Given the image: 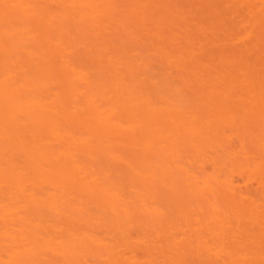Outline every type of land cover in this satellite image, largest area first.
I'll return each instance as SVG.
<instances>
[{
	"label": "rangeland",
	"instance_id": "374dc122",
	"mask_svg": "<svg viewBox=\"0 0 264 264\" xmlns=\"http://www.w3.org/2000/svg\"><path fill=\"white\" fill-rule=\"evenodd\" d=\"M6 1L0 264H264V0Z\"/></svg>",
	"mask_w": 264,
	"mask_h": 264
},
{
	"label": "bare ground",
	"instance_id": "6f19581e",
	"mask_svg": "<svg viewBox=\"0 0 264 264\" xmlns=\"http://www.w3.org/2000/svg\"><path fill=\"white\" fill-rule=\"evenodd\" d=\"M15 1H16V0H15ZM15 1H14V2H15ZM6 2H8V0H7ZM9 2H13V1L11 0V1H9ZM4 3H5V2L3 1L1 4L3 5ZM6 4H8V3H6ZM10 4H12V5L10 6V10L8 11V15H9V14L13 15L14 12H15V13H18L17 15L20 16L21 18H23V20H28V19L30 18V13H31V12H30L29 9L27 8L28 6H26V7L24 6V4H26L25 2H24V3L17 2V4H16V3H10ZM10 4H9V5H10ZM27 4H28V3H27ZM4 6H7V5L4 4ZM29 6H30V5H29ZM3 8H5V7H3ZM30 8H31V7H30ZM8 9H9V8H8ZM1 10H3V9H1ZM30 10H31V9H30ZM0 12H1V11H0ZM29 12H30V13H29ZM11 15H10V16H11ZM34 15H35V14H34ZM13 16H14V15H13ZM34 17H35V16H34ZM38 17H39V16H38ZM11 18H12V17H11ZM18 18H19V17H18ZM32 18H33V17H32ZM19 19H20V18H19ZM23 20L21 19V21H23ZM32 20H33V19H32ZM19 21H20V20H19ZM26 24H27V23H26ZM1 40H2V39L0 38V41H1ZM7 85H8V84H7ZM38 85H39V84H38ZM43 85H44V84H41V89L44 88ZM36 87H38V86H36ZM36 87H35V88H36ZM39 87H40V85H39ZM35 88H34V90L38 91L39 88H38V89H35ZM44 89H45V88H44ZM39 90H40V89H39ZM39 92H42V91H39ZM45 93H46V92H45ZM32 94H34V93H32ZM46 94H47V93H46ZM38 95H39V94H38ZM131 95H132V94H131ZM38 98H39V97H38ZM28 99H29L28 101L30 102V104L35 105V107L40 106V108H41V107L43 106L42 103L40 102L41 99H42V97H41V99L39 100V99L36 98L35 95H34V96L30 95ZM129 99H130V98H129ZM132 99H133V98H132ZM137 99H139V98H137ZM96 100H97V99H96ZM119 100H120V99H119ZM125 100H128V99H125ZM125 100H124V101H125ZM135 100H136V99H135ZM94 101H95V100H94ZM132 101H134V100H132ZM132 101H131V103H132ZM138 101H140V100H138ZM138 101H137V102H138ZM42 102H43V101H42ZM52 102H53V101H52ZM52 102H50V103H52ZM115 102H116V101H115ZM126 102H127V101H126ZM126 102H125V103H126ZM45 103H46V102H44V104H45ZM56 103H58V101H56ZM97 103H98V101H97ZM123 103H124V102H123ZM128 103H130V102H128ZM139 103H140V102H139ZM139 103H138V104H139ZM53 104H54V103H53ZM95 104H96V103H95ZM95 104H94V106H95ZM113 104H114V103H113ZM116 104L119 105V103H117V102H116ZM141 104H143V103H141ZM45 105H46V104H45ZM54 105H55V104H54ZM125 105H127V107H128V106H129V107L132 106L131 104H130V105L125 104ZM136 105H137V104H136ZM136 105H135V107H136ZM145 105L147 106V103H145ZM51 106H52V105H51ZM55 106H57V105H55ZM96 106L98 107V105H96ZM99 106H100V103H99ZM122 106H123V105H122ZM138 106H141V105H138ZM47 107H48V108H47ZM47 107H46V108L49 109L50 106L47 105ZM142 107H143V105H142ZM92 108H93V106H92ZM98 108H100V107H98ZM111 108H112V107H111ZM113 108H115V106H114ZM124 108L127 109L126 107H124ZM131 108H132V107H131ZM131 108H128V110L130 111ZM138 108H140V107H138ZM42 109H43V107H42ZM47 109H46V110H47ZM94 109H95V107H94ZM109 109H110V108H109ZM117 109H119V108H117ZM121 109H122V107H121ZM140 109H141V108H140ZM142 109H143V108H142ZM98 110H99V109H98ZM110 110H111V109H110ZM114 110H115V109H114ZM122 110H123V109H122ZM122 110H120V114H121V111H122ZM135 110H136V109H135ZM44 111H45V109H44ZM123 111H126V110H123ZM57 112H59V111L56 110V113H57ZM94 112H95V110H94ZM99 112H100V114H101V111H99ZM107 112H109L108 114L110 115V112H111V111H107ZM114 112H116V111H114ZM114 112L111 113V115H112V114L115 115ZM126 112H127V111H126ZM138 112H139V111H138ZM138 112H136V113H138ZM45 113H47V112H45ZM97 113H98V112H97ZM97 113H96V114H97ZM104 113H105V112H103V114H104ZM136 113H135V114H136ZM142 113H143V112H142ZM57 114H58V113H57ZM57 114H56V115H57ZM91 114H92V113H91ZM105 114H106V113H105ZM127 114H128V113H127ZM135 114H134V115H135ZM139 114H141V113H139ZM93 115H94V114H93ZM121 115H122V114H121ZM149 115H150V114H149ZM102 116H103V115H102ZM104 116H105V118H106V115H104ZM116 116H117V114H116ZM118 116H119V115H118ZM118 116H117V117H118ZM124 116H125V115H124ZM135 116H136V115H135ZM97 117H98V115H97ZM99 117H100V116H99ZM107 117H108V115H107ZM110 117H111V116H109V118H110ZM117 117H116V118H117ZM119 117H120V116H119ZM122 117H123V115H122ZM149 117H150V116H149ZM151 117H152V116H151ZM153 117H154V116H153ZM102 118H103V117H102ZM116 118H112V119H114L115 121L117 120V121L119 122L120 120H118V119H116ZM129 118H130V117H129ZM93 119H94V118H93ZM95 119H97L96 116H95ZM99 119H100V118H99ZM50 120H51V119H49V121H50ZM152 120H153V119H152ZM152 120H151V118H150V121H152ZM101 121H102V120H101ZM103 121H104V119H103ZM103 121L101 122L102 124H103ZM109 121H110V119L107 120V118H106V119H105V122H104V123H105L104 125H107V126L115 125V123H112V125H111V123L109 124ZM115 121H111V122H115ZM132 121H133V119H132ZM148 121H149V120H148ZM150 121H149V122H150ZM99 122H100V121H99ZM118 122H116V123H118ZM120 122H121V121H120ZM139 122H140V120H139ZM149 122H147V123H149ZM48 123H49V122H48ZM96 123H97V122H96ZM133 123H136V122H133ZM137 123H138V122H137ZM140 123H141V122H140ZM51 124H52V121H51ZM118 124H119V123H118ZM142 124H143V123H142ZM149 124H150V123H149ZM53 125L55 126L56 124L54 123ZM140 125H141V124H140ZM98 126H99V125H98ZM102 126H103V125H102ZM118 126H119V125H118ZM133 126H134V125H133ZM133 126H132V127H133ZM136 126H138V125H136ZM136 126H134V127H136ZM115 127L117 128V126H115ZM119 127H120V126H119ZM134 127H133V128H134ZM139 127H140V126H139ZM139 127H138V128H139ZM142 127H145V126L143 125ZM142 127H141V128H142ZM148 127H151V126L149 125ZM148 127H147V128H148ZM113 128H114V127L112 126V129H113ZM130 128H131V127H130ZM130 128H128V130H130ZM133 128H132V129H133ZM138 128H137V130H138ZM147 128L145 127L146 130H147ZM50 129H51V131H52L53 128H50ZM97 129H99V128H97ZM101 129H102V128H101ZM107 129H108V128H107ZM117 129H118V128H117ZM123 129H124V128H123ZM125 129H126V128H125ZM139 129H140V128H139ZM53 130L56 131V128L53 129ZM57 130H58V129H57ZM110 130H111V128H110ZM114 130H115V129H114ZM120 130L122 131V128H120ZM120 130H117V131H120ZM140 130H141V129H140ZM148 130H149V129H148ZM150 130H151V129H150ZM2 131H3V130H2ZM2 131H1V132H2ZM58 131H59V130H58ZM125 131H127V130H125ZM132 131H133V130H131V132H132ZM134 131H136V130H134ZM142 131H143V130H142ZM142 131H141V132H142ZM52 132H54V131H52ZM59 132H60V134H61L60 136H62L61 131H59ZM101 132H102V131H101ZM103 132H104V131H103ZM106 132H108V131H106ZM141 132H140V133H141ZM149 132H150V131H149ZM3 133H4V132H3ZM54 133H56V134H54V135H57V132H54ZM108 133H109V132H108ZM124 133H125V132H124ZM129 133H130V132H129ZM100 134H101V133H100ZM105 134H107V133H105ZM126 134H127V133H126ZM151 134H152V133H151ZM0 135H1V134H0ZM50 135H51V133H50ZM54 135H52V136H54ZM129 135H131V134H129ZM143 135H144V134H143ZM143 135H142L141 137H143ZM108 136H111V135H108ZM132 136H133V135H132ZM135 136H136V135H135ZM138 136H140V134H139ZM54 137H55V136H54ZM106 137H107V136H106ZM56 138H57V137H56ZM58 138H59V137H58ZM47 147H48V146H47ZM45 148H46V147H45ZM50 148H51V146H50ZM48 151H49V148H48ZM48 151H46L47 154H45V155H46V158H45L44 156H43V157H44V159L49 160V162H50L54 167H60V166H61L60 164H61V162H62L61 160H63L61 157H62V156H63L64 158L67 157V156L69 155V152H70V151H69V152L67 153V152H65L64 150L62 151V150H60V149H59V151H57V152H55L56 150H54L53 152H49V153H48ZM67 151H68V150H67ZM48 154H49V155H48ZM67 159H68V157H67ZM12 161H13V160H12ZM12 161H11V162H12ZM64 161H65V159H64ZM65 163H66V162H65ZM68 163H69V162H68ZM73 163H75V162H73ZM8 164H9V163H8ZM11 164H12V163H11ZM14 164H17V162L13 163V165H14ZM65 165H66V164H65ZM15 166H16V165H14L13 167H15ZM76 166H77V165H76ZM77 167H78V166H77ZM63 168H64V167H63ZM80 168H81V167H80ZM7 169H8V168H7ZM7 169H5V170H7ZM9 169H10V168H9ZM12 169H13V168H12V166H11V171H13ZM14 170H15V169H14ZM2 172H5V171L3 170ZM8 173H9V172H8ZM8 173H7V174H8ZM2 175H3V174H1L0 176H2ZM5 175H6V173H5ZM3 177H4V176H3ZM0 179H1V178H0Z\"/></svg>",
	"mask_w": 264,
	"mask_h": 264
}]
</instances>
